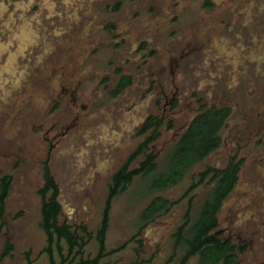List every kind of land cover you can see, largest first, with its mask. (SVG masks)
Segmentation results:
<instances>
[{"label": "rangeland", "instance_id": "rangeland-1", "mask_svg": "<svg viewBox=\"0 0 264 264\" xmlns=\"http://www.w3.org/2000/svg\"><path fill=\"white\" fill-rule=\"evenodd\" d=\"M211 1L0 0V176L12 174L0 264H51L39 226L44 159L59 185L60 219L95 232L108 182L142 140L145 118L173 122L153 143L162 161L201 106L213 104L233 107L222 144L182 182L155 194L177 200L207 165L244 157L218 229L243 244L236 264H264V0ZM123 73L133 82L113 95ZM147 181L137 176L115 198L108 249L138 232L151 198ZM211 186L193 191L194 205ZM187 207L188 196L103 261L162 264ZM8 239L13 248L2 257ZM97 250L93 238L85 255Z\"/></svg>", "mask_w": 264, "mask_h": 264}, {"label": "trees", "instance_id": "trees-1", "mask_svg": "<svg viewBox=\"0 0 264 264\" xmlns=\"http://www.w3.org/2000/svg\"><path fill=\"white\" fill-rule=\"evenodd\" d=\"M208 4H213L207 0ZM117 2L113 8H118ZM133 82L130 74L123 73L118 79L112 94L117 95ZM233 107L231 105H203L190 119L176 141L168 149L164 158L159 159V152L153 143L162 135L164 125L172 127L173 122L166 124L163 116L150 114L143 121L138 133L143 136L136 148L128 155L119 168L112 174L107 185L106 197L99 226L95 232L85 224L73 225L67 220H61L62 205L59 200V185L53 174L48 158L43 160L44 182L38 192L41 196L39 226L46 234L47 244L43 251L48 254L51 264H110L103 261L105 257L120 251L136 239L141 229L148 223L164 215L183 197L188 196V207L183 221L173 232L172 252L162 264H169L178 257L177 264H187L196 257L195 264H236L238 251L244 246L235 243L232 238H222L215 233L219 225V213L224 201L234 191L239 179V173L245 162L244 157L233 154L224 166L207 165L199 171L187 187L184 194L177 200H171L155 194L182 182L191 169L208 157L222 144L221 130L226 125ZM143 155L139 164L132 163ZM137 176L148 177L145 185V195L151 196L140 212L142 223L138 232L117 247L108 249L106 236L110 224V211L116 197L125 192ZM12 183V174L0 176V223L6 224V199ZM212 186L200 203L194 205L193 191L201 184ZM95 238L98 250L94 255H85V246ZM140 242V240H138ZM64 242L67 252L64 251ZM13 248L10 239L2 257ZM55 248L61 259L57 262ZM31 252H28V258ZM151 258L135 261L138 264L150 261Z\"/></svg>", "mask_w": 264, "mask_h": 264}, {"label": "flooded vegetation", "instance_id": "flooded-vegetation-1", "mask_svg": "<svg viewBox=\"0 0 264 264\" xmlns=\"http://www.w3.org/2000/svg\"><path fill=\"white\" fill-rule=\"evenodd\" d=\"M173 99V98H172ZM172 99L170 100V101H172ZM159 115V114H158ZM219 225H220V220H219ZM219 225H218V227H219ZM215 233L216 234H218L220 237H222V238H232V239H234V236H233V234L232 233H230V234H225V233H223V229H216L215 230ZM240 246H243V244H239ZM237 263V262H236Z\"/></svg>", "mask_w": 264, "mask_h": 264}]
</instances>
